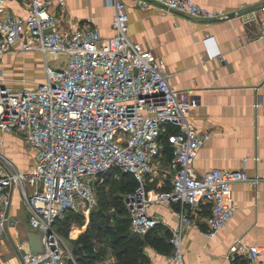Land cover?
I'll list each match as a JSON object with an SVG mask.
<instances>
[{
    "label": "built area",
    "instance_id": "built-area-1",
    "mask_svg": "<svg viewBox=\"0 0 264 264\" xmlns=\"http://www.w3.org/2000/svg\"><path fill=\"white\" fill-rule=\"evenodd\" d=\"M9 1L0 0V60L12 51H39L46 71L45 80L34 87L6 85L0 71V131L20 134L33 159L23 170L0 148V237L10 223L7 209L14 192L19 191L30 212L29 224L44 241L39 254L19 245L16 264H38L49 256L46 264H78L55 226L67 212L90 214L99 202L97 186L116 169L139 183L124 197L133 233L145 235L158 224L167 225L152 209L177 205L170 238L175 252L168 261L183 264L187 230L205 225L207 236H215L226 229L237 210L233 185L258 184L260 179L244 169L197 173L196 160L211 137L188 121L200 99L175 89L165 60L130 37L125 2L107 0L116 9V34L105 39L90 21L73 22L65 30L59 16L50 12L52 0H27V16L10 12ZM139 3L144 8L156 3L165 14L177 12L196 20L227 16L196 0ZM259 18L264 34V6ZM49 52L69 56L66 66L51 67ZM164 140L172 148L171 189L153 185L165 158ZM262 251L237 239L228 257L261 264ZM115 262L108 256L102 264Z\"/></svg>",
    "mask_w": 264,
    "mask_h": 264
},
{
    "label": "crops",
    "instance_id": "crops-1",
    "mask_svg": "<svg viewBox=\"0 0 264 264\" xmlns=\"http://www.w3.org/2000/svg\"><path fill=\"white\" fill-rule=\"evenodd\" d=\"M52 1L50 12L59 16L65 30L73 22L90 21L103 38L116 34V9L107 0ZM121 1L127 5L130 37L165 60L168 80L175 89L183 91L187 98L200 99L199 105L189 112L188 121L211 137L196 160L197 173L203 176L213 169H244L260 179L258 184L233 185L237 210L226 229L215 236H207L205 225L187 230L182 242L183 264H246L245 257L235 261L228 257L237 239L259 246L263 250L259 260L264 264V34L259 18L264 0H196L211 11L227 15L211 21L191 19L177 12L165 14L156 3L144 8L139 0ZM29 7L27 0L8 2L9 11L20 16L29 15ZM18 54L28 62H36V72L28 70L27 64L21 77L22 71H15L10 63L4 64L9 56ZM1 70L6 85L11 87H34L46 78L44 55L39 51L7 53L0 60ZM7 70L12 71L9 76ZM25 71L36 75L32 86L28 85ZM0 148L21 169L32 166V155L20 134L0 131ZM162 163L163 169L153 183L156 188L171 185L169 162L164 158ZM13 198L10 216L14 221L0 237L5 264H16L17 247L30 248L29 234L39 233L31 228L28 211L26 215L23 212L22 194L15 191ZM176 208L177 205L157 206L152 212L171 230L176 225ZM23 231L27 233L25 240L21 238ZM147 251L152 264H180L168 261V256L151 247Z\"/></svg>",
    "mask_w": 264,
    "mask_h": 264
},
{
    "label": "trees",
    "instance_id": "trees-1",
    "mask_svg": "<svg viewBox=\"0 0 264 264\" xmlns=\"http://www.w3.org/2000/svg\"><path fill=\"white\" fill-rule=\"evenodd\" d=\"M164 142L165 159L169 162L172 148L167 140ZM138 186L139 183L132 174L117 169L111 172L103 184L97 186L98 195L103 194L104 188H107L108 194L103 203L99 198L98 205L91 214L89 233L79 235L75 239L74 254L78 264H100L108 256L115 257L114 264H152L148 247L165 256L174 254L175 247L170 241L171 230L163 224H158L145 235L132 232L131 218L124 197L135 191ZM163 189H171V185ZM83 216L70 211L63 217L66 219L74 217L75 220L83 222ZM63 217L58 219L57 223L63 220ZM98 241L106 243L98 247ZM241 262L245 264V261Z\"/></svg>",
    "mask_w": 264,
    "mask_h": 264
},
{
    "label": "rangeland",
    "instance_id": "rangeland-1",
    "mask_svg": "<svg viewBox=\"0 0 264 264\" xmlns=\"http://www.w3.org/2000/svg\"><path fill=\"white\" fill-rule=\"evenodd\" d=\"M47 59H48L49 64L51 65V67H53L55 69H58L60 67H65L66 66V63L69 60V56L64 55V54H58V53H55V52H49L48 55H47ZM4 62H5V60H4ZM7 63L12 64L13 65L12 69L14 68L15 71H20V72L22 71L21 77L25 75L23 73V71H24L23 68H25V70H26L27 69L26 68L27 64H28V70H31L32 72H36V68H37V63L36 62H33L32 60H30L28 62V60L26 58H24V56H22L21 54H18L15 57L9 56L7 58V61L4 64H7ZM11 70H7L6 76H9L12 73ZM25 73H26V71H25ZM30 74H32V75H30ZM25 77L28 78V81L30 82L28 85L32 86L31 82H34L35 81L34 78H36L35 73L27 72ZM162 166H163V163L161 164V168L163 169ZM168 177H170V176H168ZM97 192L99 194L98 190H97ZM107 194H108V190H107V188H104L103 189V194L99 195V198L101 199V203H103L105 201V199H106L105 197H107ZM12 201L14 202L15 199L13 198ZM21 204L23 206L24 214L27 213V211H28V213H30L29 209L26 206V204H23V200H21ZM92 212L90 214H86V213H83V212L80 213V215H84L83 216L84 217L83 222L75 220L74 217L71 218V219H66V218L63 217V220H61L55 226L58 235H60V237L64 241V244L66 245L67 252L72 254V257L76 260V262H77V258H76L75 254H74L75 239L79 235L88 234L89 233V227L91 225V214H92ZM21 238H22V240H25V238H27L26 231L21 232ZM19 242H21V241L20 240H16V243H19ZM105 243H106V241H98L97 242V246L101 247V245L105 244ZM3 254H4L3 252H0V255H1V259L0 260L1 261L5 260V259H3V257H4ZM100 264H102V263H100Z\"/></svg>",
    "mask_w": 264,
    "mask_h": 264
},
{
    "label": "water",
    "instance_id": "water-1",
    "mask_svg": "<svg viewBox=\"0 0 264 264\" xmlns=\"http://www.w3.org/2000/svg\"><path fill=\"white\" fill-rule=\"evenodd\" d=\"M235 15H230L229 17H233ZM223 19V18H221ZM7 215L9 217L10 223H13L14 219L13 217L10 216V208L7 209ZM51 232H48V235H50ZM35 237V238H33ZM29 242H30V250L33 254H39L40 252H43L44 250V241H43V236L40 233H30L29 234ZM47 261H50V256L39 261L38 264H46Z\"/></svg>",
    "mask_w": 264,
    "mask_h": 264
}]
</instances>
